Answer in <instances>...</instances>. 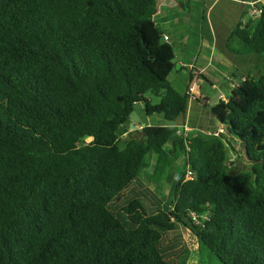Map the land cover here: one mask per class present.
Returning <instances> with one entry per match:
<instances>
[{"label": "trees", "instance_id": "trees-1", "mask_svg": "<svg viewBox=\"0 0 264 264\" xmlns=\"http://www.w3.org/2000/svg\"><path fill=\"white\" fill-rule=\"evenodd\" d=\"M156 5L0 0V264H172L164 234L180 226L220 264H264V73L211 106L218 135L176 126L190 86L168 80L176 55ZM260 9L229 35L240 55L264 54ZM136 103L171 124L121 138ZM236 145L248 169L231 173ZM151 157V183L173 181L166 203L117 204Z\"/></svg>", "mask_w": 264, "mask_h": 264}, {"label": "rangeland", "instance_id": "rangeland-1", "mask_svg": "<svg viewBox=\"0 0 264 264\" xmlns=\"http://www.w3.org/2000/svg\"><path fill=\"white\" fill-rule=\"evenodd\" d=\"M173 1L177 5H171L167 8L160 5L161 0H157L159 3L158 8L161 12L153 16L155 23L161 31L168 32L170 36L169 43L173 45L176 55L174 60L175 67L169 75L168 80L178 91H183L186 84L194 86L196 95L206 98V106L211 111V106L219 100V97L222 95V97L226 98L232 91V87H235L236 83L242 81L245 76H257L260 73H264V54L260 56L255 54L240 55L238 52L242 49V45L239 43V40L236 37L228 40L231 32L227 27L225 29L229 35L227 38L225 37V30L221 27L222 24H220L219 16L216 13H211L210 16L206 14L204 0ZM257 17L251 18L250 24L252 26ZM171 19L172 21H170ZM171 22L174 23L172 24ZM203 29H205L204 31L210 29L208 36L203 33L206 36V42L209 40V44L203 45L202 52L199 54L197 51L199 47L193 46L199 44ZM222 30L223 33H221ZM215 32L218 39L211 38ZM181 34L184 40L180 37ZM212 40L214 41L212 42ZM189 46L193 47L192 52L188 49ZM196 56H198L195 63L197 67L200 64H206L204 60L207 57L213 60V63L210 62L211 66L208 67V70L202 76H198L193 72L194 77L189 83L190 72L192 71L189 68H183L182 64L183 62H194ZM229 56L233 59H229ZM217 61L221 62L220 66L217 65ZM212 83L215 84L214 87L211 85ZM158 101V97L152 96V102L156 103ZM148 123L153 125L171 124V122L164 120L161 115L147 116L144 113L143 104L136 103L122 128L129 130L132 124L137 126L139 124L147 125ZM217 125L219 126L215 129H202V132L218 135L219 132L223 131V125L218 121ZM119 135L121 138L126 137V132L124 134L120 132ZM243 157L242 149L236 145L228 157L231 173L246 171L248 169ZM153 162L154 157H151L148 160L149 166L141 171L140 179L135 180L129 189L124 192V195L120 194L116 197L117 204L126 201L130 197H136L141 200L143 205L149 210L166 203L171 188L174 186L172 185L173 181L168 179L169 174L165 171L157 184L151 183L149 174L152 171ZM184 168V160L179 158L172 172H178ZM139 180L141 185L135 184L136 182L139 183ZM114 206L117 208V211L123 212L118 205L115 204ZM164 239L165 250H174L176 253L175 256L168 255V258L172 259V264H220L218 258L213 253L204 247L198 248L199 244L195 235L183 226L165 233ZM176 240H180L177 245L173 244V241L176 242Z\"/></svg>", "mask_w": 264, "mask_h": 264}, {"label": "crops", "instance_id": "crops-1", "mask_svg": "<svg viewBox=\"0 0 264 264\" xmlns=\"http://www.w3.org/2000/svg\"><path fill=\"white\" fill-rule=\"evenodd\" d=\"M158 5L159 3L157 2V5H156L157 8H156L155 14L157 13L159 14L161 12L160 9L158 8ZM160 5L169 8V6L171 5L176 6L177 4L173 0H161ZM204 5L206 7L205 12L207 15L210 16L211 13H216L219 16V19L221 22L220 24L223 25V26L221 25V27L225 30L226 38L229 34H227L225 27L229 28L231 32L239 21L247 22L250 19V17L248 16V12L250 8L248 4V0H204ZM170 21H172V19ZM204 30L205 29H203L202 31V34H201L202 37L200 38L199 44H196L193 46V47H199V49L197 48V51L199 54L202 52V46L205 44L207 45L209 44V40L206 42V36L204 34L208 36L210 34L209 32L210 29L209 30L206 29V31ZM221 33H223V30L221 31ZM163 34L166 35L168 39L170 40V36L168 32L165 31ZM216 34L217 33L215 32V34H213L211 38L218 39L216 37ZM180 37H182V39L184 40L182 34ZM213 41L214 40H212V42ZM193 47L189 46L188 49L192 52ZM197 59H198V56H196V60L194 62H183L182 64V67H184L185 69L189 68V70L192 71L190 72L191 74L189 78V83L194 77L192 74L193 72L198 76H202V74L208 70V67L211 66L210 62L213 63V60L207 57L206 60H204L206 64H200L197 67L195 66ZM229 59H233V58L229 56ZM220 63L221 62L217 61V65L220 66ZM211 85L213 87L215 86V84L213 83ZM188 86H190V84H186L184 90H186ZM192 87L194 91L188 97L187 108L185 112L177 118L174 124L178 127H181L186 132L191 131V130L192 131H195V130L203 131L202 129L217 128L219 125H217V121L215 120L212 112L207 108L206 106L207 101H205L204 103L198 101L197 97L199 96L196 95V92H195L196 89L194 88V86ZM139 125L142 126L146 124H139ZM147 125H153V124L148 123ZM128 131L129 130L126 131V135L128 134Z\"/></svg>", "mask_w": 264, "mask_h": 264}, {"label": "built area", "instance_id": "built-area-1", "mask_svg": "<svg viewBox=\"0 0 264 264\" xmlns=\"http://www.w3.org/2000/svg\"><path fill=\"white\" fill-rule=\"evenodd\" d=\"M260 3H264V0H248V4L250 6L249 8V12H248V16L250 18L252 17H257L260 12H261V9H260ZM164 39L167 40L168 37L166 35H164ZM193 92V87L190 86L188 89H187V93H189V95H191ZM220 98L224 99V97L220 96ZM138 129H142V126H138ZM191 215L193 216V218L195 220L196 219V216L194 215V213L192 212Z\"/></svg>", "mask_w": 264, "mask_h": 264}, {"label": "water", "instance_id": "water-1", "mask_svg": "<svg viewBox=\"0 0 264 264\" xmlns=\"http://www.w3.org/2000/svg\"><path fill=\"white\" fill-rule=\"evenodd\" d=\"M143 127V125H142ZM144 136V132L139 130L134 124L131 125V128L128 131L127 138L126 139H138L140 140ZM87 137V136H86Z\"/></svg>", "mask_w": 264, "mask_h": 264}, {"label": "clouds", "instance_id": "clouds-1", "mask_svg": "<svg viewBox=\"0 0 264 264\" xmlns=\"http://www.w3.org/2000/svg\"><path fill=\"white\" fill-rule=\"evenodd\" d=\"M144 126V125H143ZM137 128H138V126H136ZM139 130H141V129H139Z\"/></svg>", "mask_w": 264, "mask_h": 264}]
</instances>
